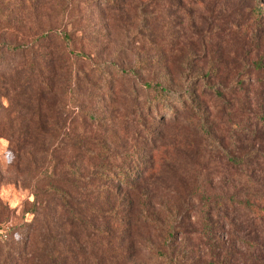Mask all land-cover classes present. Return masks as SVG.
<instances>
[{
  "label": "rangeland",
  "instance_id": "obj_1",
  "mask_svg": "<svg viewBox=\"0 0 264 264\" xmlns=\"http://www.w3.org/2000/svg\"><path fill=\"white\" fill-rule=\"evenodd\" d=\"M4 1L9 2L5 12L38 30L59 22L54 33L67 32L70 41L55 37L52 44L35 48L50 52L53 65L63 66L43 86L50 92L39 107L40 91L5 81L2 75L12 74L13 61L0 60V201L7 207L0 206V213L5 210L8 217L0 221L1 242L30 217L25 213L33 207L36 186L55 173L45 166L51 155L62 161L57 172L70 161L100 177L103 161L95 154L109 149L108 169L118 174L119 166L131 185L112 174L103 184L115 195L119 216H141L124 232L131 237L125 241L129 254L113 257L115 263L164 264L158 249L172 251L180 263L190 264L187 259L194 254L208 259L212 220L220 240L243 254H250L256 239L264 241V220L250 217L264 216L255 211L264 209V0H23L21 7L19 0ZM5 41L0 34V43ZM144 80L173 89L191 82L198 106H176L162 116L165 111ZM149 99L154 105L147 116ZM40 108L47 115H67L68 128L48 126L40 143L18 150L10 127H17L21 114ZM30 128L36 133L34 123ZM103 129L106 145L70 140ZM228 197L239 202L230 208L232 223L212 206ZM248 201L252 207L244 205ZM143 208L160 211L162 218L167 208L181 211L173 237L165 238L169 220L154 228L144 225ZM14 234L18 238L19 230Z\"/></svg>",
  "mask_w": 264,
  "mask_h": 264
},
{
  "label": "trees",
  "instance_id": "obj_2",
  "mask_svg": "<svg viewBox=\"0 0 264 264\" xmlns=\"http://www.w3.org/2000/svg\"><path fill=\"white\" fill-rule=\"evenodd\" d=\"M104 2L115 4L113 0H105ZM8 5V1L0 0V11L3 9L2 16L0 15V34L7 40L0 43V60L8 64L10 61L13 62H11L12 74L7 78L2 75V78L13 85L40 91L41 97L37 104L39 107L44 105L43 100L50 92L49 87V89H45L47 87L43 86H49L52 79L60 75L59 69L63 66L57 67L56 63L53 65L50 52L41 53L35 48L52 44L55 37H60L61 41H70V34L65 32L63 36H59V34L54 33V29L60 26L59 22L50 24L47 30H38V25H27L25 18L12 15V11L10 13L5 12ZM18 5L21 7L25 3L23 0H19ZM68 45H71V42ZM143 85L149 91H153L155 97H158L162 111H165L162 116L171 114L175 111L176 106L179 108H184L187 104L198 106L191 82L187 83L184 89H173L159 80H144ZM149 100L148 107L144 109L146 115L152 112L151 105H154L151 103L153 99ZM142 118L143 111L137 112L135 131L139 130V120L141 121ZM58 121H64L63 125H58ZM67 121V115H47L40 108L39 112L21 114L17 117L16 123L18 125L15 129L12 126L9 127L11 135L16 139L15 146L18 150L24 151L26 148H30L34 142L40 143L43 140V137H39V135L47 133L49 131L48 126H57L59 129L64 127L66 130L65 128H68L66 127ZM31 123H34L36 133L31 132ZM69 125L73 124L69 123ZM203 125H205L204 122ZM37 132H39L38 135ZM111 132L113 133V131ZM105 133L106 129L101 130V132L97 130L89 133L84 131L83 134L77 136L78 139L70 137V140L81 144L83 141H89L94 145L96 144L95 141H99L106 145L108 137ZM0 134H2L1 131ZM66 134L64 131L62 135L65 137ZM44 147L46 148L47 144ZM107 149H109L108 146ZM110 151L111 149L104 154L102 152L95 154L103 161L101 167L104 171L100 173V177L97 176L99 175L98 171H96L97 175L93 172L86 173L79 166L74 167L70 161L63 164L57 172L62 161H58L57 157L51 155L50 164L45 166L48 168L51 166L55 173L48 177L47 171L43 176L44 178L48 177L46 183L42 187L36 186V198L32 204L33 207L25 213L29 212L30 217L19 222L6 241H0V264H117L115 259H118L119 255L129 254L127 249L129 244H126L125 241L131 237L125 236L124 232L129 228L130 222L135 219L129 215H118V211L115 209L116 202L113 201L115 195L107 190L106 184H103V182L111 180L110 175L113 173L112 170L108 169L109 164L106 165L108 158L112 155ZM92 153L94 154V151ZM45 160L42 161L43 164ZM34 166L36 171L40 168L38 164ZM97 167L100 166L97 165ZM116 167L118 174H112V178L115 181L123 182V184L131 185L130 181L128 182L122 175L123 169L119 170V166ZM69 170L74 171L75 177L72 176L73 172ZM63 177L69 178L65 181ZM143 182L145 186V179ZM143 196H147L144 191ZM147 199L148 196L146 197V204H149ZM224 201L218 200L212 204L213 212H217L219 216H224L227 222L232 223L233 219H229L228 214L230 208H234L239 202L229 197ZM244 205L253 206L250 201ZM0 206L4 207L5 210L7 209L1 201ZM129 209L132 211V208ZM176 209L171 211L170 208H167L168 212L162 218L159 215L160 211L143 208V224L145 222L150 224L149 226L153 225L154 228V226L157 227L158 223L169 220L168 225L164 227L166 230L165 238H171L176 232L177 216L181 212ZM5 210L0 213V221L8 218ZM255 211H264V209L259 206L257 209L255 208ZM253 216H259L264 220V216L261 214L252 213L250 217ZM140 219L141 216L135 221L138 222ZM250 220L253 222L254 219L251 218ZM215 223L217 221L212 220L211 224L213 225H211L210 231L214 241L208 245L210 252L208 259L194 254L192 258L187 259L190 264H264V241L256 239L252 243L253 249L250 254H243L234 248L233 243L226 245L223 239L220 240ZM117 226H125V229H117ZM18 230L19 237L16 238L14 233ZM153 236L154 234L148 239L152 240ZM167 242L165 240V244ZM156 251L164 264H185V260L180 263V258L172 251L168 253L161 252L160 249ZM130 258L131 256L127 260L129 261Z\"/></svg>",
  "mask_w": 264,
  "mask_h": 264
},
{
  "label": "built area",
  "instance_id": "obj_3",
  "mask_svg": "<svg viewBox=\"0 0 264 264\" xmlns=\"http://www.w3.org/2000/svg\"><path fill=\"white\" fill-rule=\"evenodd\" d=\"M6 236V235H5Z\"/></svg>",
  "mask_w": 264,
  "mask_h": 264
}]
</instances>
